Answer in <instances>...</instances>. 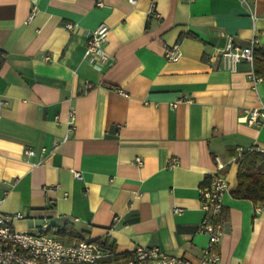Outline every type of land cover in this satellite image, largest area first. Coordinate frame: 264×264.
Returning <instances> with one entry per match:
<instances>
[{"label":"crops","instance_id":"1","mask_svg":"<svg viewBox=\"0 0 264 264\" xmlns=\"http://www.w3.org/2000/svg\"><path fill=\"white\" fill-rule=\"evenodd\" d=\"M101 22L108 60L89 63ZM228 38L264 45V0H0V210L13 229L46 225L70 242L52 231L68 226L120 255L157 246L201 264L199 188L218 155L227 189L215 264H264V206L231 195L236 148L264 153V119H244L264 107V80L243 60L222 65ZM174 44L181 56L169 61Z\"/></svg>","mask_w":264,"mask_h":264},{"label":"built area","instance_id":"2","mask_svg":"<svg viewBox=\"0 0 264 264\" xmlns=\"http://www.w3.org/2000/svg\"><path fill=\"white\" fill-rule=\"evenodd\" d=\"M134 2V0H129ZM34 15V8L29 19ZM252 20L254 15L250 13ZM71 29V25H67ZM109 32L108 26L101 22L86 39L84 58L89 63H106L108 55L104 50V44ZM255 40L249 45L239 47L228 38L225 46L220 50L222 65L234 70L241 60L247 62L251 71L248 78L255 84L262 79L252 69L253 48ZM181 51L177 44L166 47L164 57L169 61H177ZM86 85V89L88 88ZM74 111H70L68 129H72ZM245 122L248 125L259 123L264 119V107H252L244 113ZM244 150L236 148V156L242 157ZM25 155H33L34 151L26 149ZM215 167L210 174L208 182L199 188V199L204 212L199 230L207 236V244L202 249L201 264H215L219 255L217 245L222 236L220 214L222 209V196L227 189L226 176L224 174L226 163L218 156L213 157ZM141 164V159H135ZM175 158L171 157L167 164L173 165ZM73 177L81 178L79 171H72ZM2 199H0L1 205ZM12 216L0 210V264H191L183 257L171 256L163 252L157 246H135L126 255H120L109 244L101 240L81 239L65 241L46 231V225H42L37 232H18L11 225Z\"/></svg>","mask_w":264,"mask_h":264},{"label":"trees","instance_id":"3","mask_svg":"<svg viewBox=\"0 0 264 264\" xmlns=\"http://www.w3.org/2000/svg\"><path fill=\"white\" fill-rule=\"evenodd\" d=\"M253 72L264 80V45L253 48ZM237 185L231 195L237 199L250 200L254 204L264 206V153L260 151H246L239 161ZM61 237L75 240L87 239L85 235L70 233L68 226L52 230ZM104 243H108L106 240ZM112 247V244H109Z\"/></svg>","mask_w":264,"mask_h":264}]
</instances>
